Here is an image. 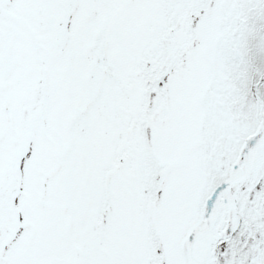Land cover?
Here are the masks:
<instances>
[{"label": "snow or ice", "instance_id": "obj_1", "mask_svg": "<svg viewBox=\"0 0 264 264\" xmlns=\"http://www.w3.org/2000/svg\"><path fill=\"white\" fill-rule=\"evenodd\" d=\"M0 264H264V0H0Z\"/></svg>", "mask_w": 264, "mask_h": 264}]
</instances>
